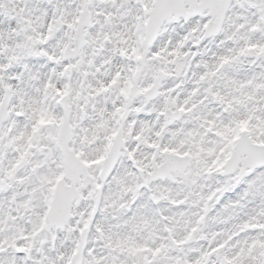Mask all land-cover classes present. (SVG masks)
<instances>
[{"label":"snow or ice","instance_id":"snow-or-ice-1","mask_svg":"<svg viewBox=\"0 0 264 264\" xmlns=\"http://www.w3.org/2000/svg\"><path fill=\"white\" fill-rule=\"evenodd\" d=\"M0 264H264V0H0Z\"/></svg>","mask_w":264,"mask_h":264}]
</instances>
